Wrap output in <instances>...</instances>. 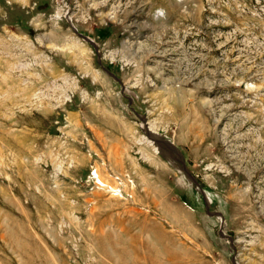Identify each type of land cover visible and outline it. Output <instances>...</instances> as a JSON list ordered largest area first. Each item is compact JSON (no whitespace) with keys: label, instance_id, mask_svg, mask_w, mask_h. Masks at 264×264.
Instances as JSON below:
<instances>
[{"label":"rangeland","instance_id":"rangeland-1","mask_svg":"<svg viewBox=\"0 0 264 264\" xmlns=\"http://www.w3.org/2000/svg\"><path fill=\"white\" fill-rule=\"evenodd\" d=\"M0 264H264V0H0Z\"/></svg>","mask_w":264,"mask_h":264},{"label":"bare ground","instance_id":"bare-ground-1","mask_svg":"<svg viewBox=\"0 0 264 264\" xmlns=\"http://www.w3.org/2000/svg\"><path fill=\"white\" fill-rule=\"evenodd\" d=\"M62 96V95H61ZM149 133H150V135H153L152 137H154L155 135H154V133L153 132H151V131H149ZM156 137V136H155ZM159 147V146H158ZM157 147V148H158ZM156 147H155V149H156V151L158 152V149H157ZM160 149V148H159Z\"/></svg>","mask_w":264,"mask_h":264},{"label":"water","instance_id":"water-1","mask_svg":"<svg viewBox=\"0 0 264 264\" xmlns=\"http://www.w3.org/2000/svg\"><path fill=\"white\" fill-rule=\"evenodd\" d=\"M104 69V71L106 72V73H108L109 75H111L112 77H114L107 69H105V68H103Z\"/></svg>","mask_w":264,"mask_h":264}]
</instances>
